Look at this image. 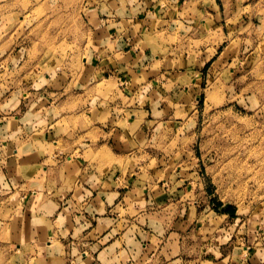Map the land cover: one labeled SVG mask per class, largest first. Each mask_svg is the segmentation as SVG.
<instances>
[{
  "label": "crops",
  "instance_id": "1",
  "mask_svg": "<svg viewBox=\"0 0 264 264\" xmlns=\"http://www.w3.org/2000/svg\"><path fill=\"white\" fill-rule=\"evenodd\" d=\"M75 2L78 54L1 55L20 93L0 116V190L16 202L5 245L25 264H264V217H218L209 201L197 211L203 179L192 156L155 149L159 128L175 126L170 103L193 106L212 58L170 42L173 25L200 9ZM50 5L0 0V36Z\"/></svg>",
  "mask_w": 264,
  "mask_h": 264
},
{
  "label": "rangeland",
  "instance_id": "2",
  "mask_svg": "<svg viewBox=\"0 0 264 264\" xmlns=\"http://www.w3.org/2000/svg\"><path fill=\"white\" fill-rule=\"evenodd\" d=\"M192 2L199 13L179 19L173 25L170 42L197 51L205 48L203 55L212 58L201 78L199 93L188 98L193 106L180 108L170 103L175 126L157 130L155 149L168 152V148H178V156H192L193 162L188 164L200 168L203 179L196 188L197 211L209 201L207 210L218 217L261 218L264 0H238L239 6L237 0ZM82 30V16L75 0H51L50 9L36 7L22 19L14 18L0 36V60L4 55H76L86 46ZM11 67L9 61L0 63V116L3 105L20 95L12 93ZM31 80L24 78L22 86ZM102 85L107 92L114 86L109 80ZM168 134L173 137L169 145ZM15 205L14 195L0 190V264H25L23 254L5 245L3 234L4 222L15 211Z\"/></svg>",
  "mask_w": 264,
  "mask_h": 264
}]
</instances>
